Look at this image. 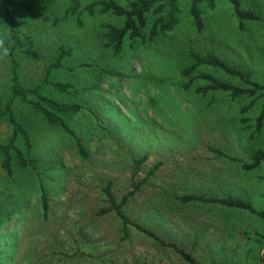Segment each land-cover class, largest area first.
<instances>
[{
    "label": "rangeland",
    "instance_id": "obj_1",
    "mask_svg": "<svg viewBox=\"0 0 264 264\" xmlns=\"http://www.w3.org/2000/svg\"><path fill=\"white\" fill-rule=\"evenodd\" d=\"M93 1L83 0L82 7ZM242 2L258 16L243 29L232 5L216 0L214 7L202 4L205 28L198 32L188 1L180 0L181 20L172 32L146 44L134 42L135 50L126 46L115 56L102 38L105 24H122L111 13L85 11L79 21L78 14L68 13L71 0H0V107L12 88L9 20L24 43L15 49L21 84L41 83L64 49L61 66L50 69L42 91L59 103L83 106L64 114L68 130L15 101L37 162L25 168L15 164L10 175L0 155L3 264H188L175 248L132 226L125 231L115 213H100L109 206L110 182L121 201L140 181L125 206L134 223L200 264H264L263 217L216 202L181 200L186 195L236 198L264 211V162L246 167L257 150H264V121L257 129L264 93L244 112L253 98L231 99L226 92L200 96L195 89L205 82L198 78L187 89L189 79L182 77L193 53H214L264 85V0ZM201 73L246 87L213 67L201 66L193 76ZM50 82L71 86L59 91ZM11 135L8 123L0 122V143ZM144 156L135 176V160Z\"/></svg>",
    "mask_w": 264,
    "mask_h": 264
},
{
    "label": "trees",
    "instance_id": "obj_2",
    "mask_svg": "<svg viewBox=\"0 0 264 264\" xmlns=\"http://www.w3.org/2000/svg\"><path fill=\"white\" fill-rule=\"evenodd\" d=\"M189 3L188 16L198 32L205 28L202 4L207 3L208 6L214 7L216 0H187ZM230 3L234 9V13L239 19L240 27H245V22L248 20L257 19V13L249 8H243L242 0H225ZM83 0H71V6L68 13L78 14L80 16L83 12L94 14L98 9L101 13H111L122 19L121 25L112 23L103 26L102 38L105 46L109 48L115 56L122 55L126 51V46L135 50L134 42L141 41L146 44L147 40L153 41L156 37L167 35L172 32L181 20L180 16V0H130L126 5L119 3L116 0H96L82 7ZM4 20V19H3ZM5 21L7 18L5 16ZM3 21L0 22L2 24ZM80 24H83L80 22ZM10 32L12 33L13 49L11 51V96L7 102L0 107V122L6 121L12 128V135L7 142L0 143V155L2 158L1 165L10 175L13 172L15 164L19 168L28 166L34 167L37 160L31 156V141L26 126L20 121L14 104L17 99L25 102L30 109L34 112L41 113L44 118L52 125L61 126L69 130L64 114L77 113L83 109L80 104L59 103L54 98L48 96L42 91L44 85L49 82L50 69L61 66V60L66 55L63 49L62 54L58 60L53 63L46 71L44 80L37 84L35 87L25 88L19 79V62L15 56V49H22L24 43L18 34V29L14 26L11 20L8 21ZM28 55L36 58L37 55L32 49H25ZM136 53V51H134ZM201 66L213 67V69L223 71L230 77L239 78L246 87L237 86L227 81L220 80L209 73H201L193 76L196 70ZM104 70L103 72H106ZM114 73V71H112ZM182 77L189 81L185 87L191 89L196 79L200 78L205 82L204 86H199L195 89L197 95L207 96L210 92H226L231 99H237L243 96L253 98L252 102L243 109L247 112L257 100L259 92L264 93V85L252 79L251 74L240 70L237 67L231 66L225 60L221 59L214 53L202 55L199 53L192 54L191 64L182 70ZM50 84L59 91H67L71 84H64L61 82H50ZM33 96H36V98ZM264 121V109L257 119V129L260 130ZM22 142L23 146L19 144ZM80 151L84 153L83 147L78 143ZM147 156L135 160L136 170L134 175L139 173L141 163L146 161ZM264 162V150H257L252 156V163L247 164L248 168H256ZM159 164L156 165L158 167ZM155 167V168H156ZM155 170V169H154ZM153 171L149 174H152ZM149 176L144 179L148 180ZM143 181L135 182V189L129 194L125 195L121 201H118L112 191L113 184L110 182L106 188L105 193L107 196L108 207L100 211L101 214L113 212L120 219L123 229L127 231L130 226L134 227L137 231L143 233L147 237L153 239L163 247H173L182 256L188 264H200L196 259L183 248L178 247L174 243H167L161 236L153 230L148 229L140 224L134 223L126 214L125 206L128 204L130 196L140 190ZM183 202L191 201H210L220 203L223 206L230 208L244 209L251 213L258 214L264 218V211H258L253 204L245 202L236 198L224 199H204L198 196L186 195L181 199ZM41 202L43 209L48 210V203L45 193H43ZM4 205L0 201V215L4 214ZM4 261H0L3 264Z\"/></svg>",
    "mask_w": 264,
    "mask_h": 264
}]
</instances>
